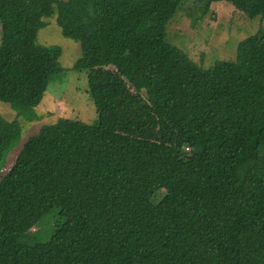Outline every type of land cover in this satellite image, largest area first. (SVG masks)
<instances>
[{
    "label": "trees",
    "instance_id": "1",
    "mask_svg": "<svg viewBox=\"0 0 264 264\" xmlns=\"http://www.w3.org/2000/svg\"><path fill=\"white\" fill-rule=\"evenodd\" d=\"M221 1L264 15V0H0V101L26 118L67 72L36 41L44 17L79 42L72 69L113 65L144 93L121 123L128 99L103 75L96 125L60 117L25 140L0 180V264H264V26L208 68L165 39L186 2ZM140 112L145 131L127 125ZM19 133L0 114V166ZM179 166L201 173L194 188Z\"/></svg>",
    "mask_w": 264,
    "mask_h": 264
},
{
    "label": "rangeland",
    "instance_id": "2",
    "mask_svg": "<svg viewBox=\"0 0 264 264\" xmlns=\"http://www.w3.org/2000/svg\"><path fill=\"white\" fill-rule=\"evenodd\" d=\"M192 2H186L185 8L178 9L168 21L165 39L179 47L193 62L203 68H208L219 60L234 59L238 43L264 26V15L241 12L225 1L213 2L206 9ZM43 19L45 25L38 30L36 41L43 46L59 45L62 49L59 63L67 72L62 82H52L48 85L42 101L33 108L30 119L13 109L9 103L0 101L2 117L9 121L16 120L20 126L19 136L0 166V180L8 173L17 150L42 124L53 123L60 117L91 125L97 124V113L89 95V86L103 75L110 79L118 98H127L130 105L133 101L144 100L143 91L135 90L122 74L117 73L113 65L95 66L85 71L72 69L73 62L81 54L79 42L62 35L55 16ZM126 102L122 103L118 113L117 120L122 121L121 123H124L122 116L134 115L132 109L134 105L130 106ZM152 119L153 116L140 112L134 120H130L132 123L128 122L127 125L145 131L146 125ZM164 133L167 136L168 130H164ZM189 164L197 170L198 162L195 159ZM200 174L198 171L195 172L193 179L192 171L184 166H179L172 173L175 180L187 181L185 184L190 188L196 186ZM164 193L165 190L162 188L155 193H144L143 197L157 202ZM58 221L57 208H54L40 222L37 229L38 241L47 239ZM2 224L0 222V225ZM109 226L112 232L119 234L116 227L110 223ZM129 252L131 253L130 250Z\"/></svg>",
    "mask_w": 264,
    "mask_h": 264
}]
</instances>
